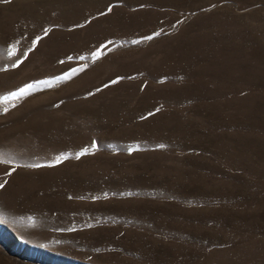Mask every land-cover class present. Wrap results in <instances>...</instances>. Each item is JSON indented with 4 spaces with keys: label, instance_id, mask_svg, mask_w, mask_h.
<instances>
[{
    "label": "rangeland",
    "instance_id": "1",
    "mask_svg": "<svg viewBox=\"0 0 264 264\" xmlns=\"http://www.w3.org/2000/svg\"><path fill=\"white\" fill-rule=\"evenodd\" d=\"M0 183V264H264V0L0 2Z\"/></svg>",
    "mask_w": 264,
    "mask_h": 264
},
{
    "label": "snow or ice",
    "instance_id": "2",
    "mask_svg": "<svg viewBox=\"0 0 264 264\" xmlns=\"http://www.w3.org/2000/svg\"><path fill=\"white\" fill-rule=\"evenodd\" d=\"M0 2H8V0H0ZM47 34V30L45 31V35ZM39 39V38H38ZM36 41H33V45H35ZM67 78V77H65ZM42 83H46V82H42ZM33 86L32 85H27L25 86V88H21L19 89L17 92H14V93H11V96L13 98L15 97H18V96H24V95H27L28 94V90L31 89ZM4 111H7V109L5 108ZM93 147H95V145H93ZM83 153L81 154H77V158H79V155H82ZM67 157H64V156H61V157H58L57 160H56V163H59L62 159H66ZM39 165H29V167H38ZM4 187V184L3 183H0V189H2Z\"/></svg>",
    "mask_w": 264,
    "mask_h": 264
}]
</instances>
